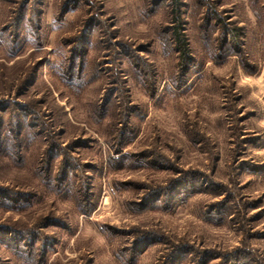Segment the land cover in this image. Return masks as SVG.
<instances>
[{
    "label": "rangeland",
    "instance_id": "rangeland-1",
    "mask_svg": "<svg viewBox=\"0 0 264 264\" xmlns=\"http://www.w3.org/2000/svg\"><path fill=\"white\" fill-rule=\"evenodd\" d=\"M0 264H264V0H0Z\"/></svg>",
    "mask_w": 264,
    "mask_h": 264
},
{
    "label": "trees",
    "instance_id": "trees-1",
    "mask_svg": "<svg viewBox=\"0 0 264 264\" xmlns=\"http://www.w3.org/2000/svg\"><path fill=\"white\" fill-rule=\"evenodd\" d=\"M174 37L176 39L178 49L182 52V54L185 55L186 51L188 50V46L185 40L183 39V36L179 33L178 30H176Z\"/></svg>",
    "mask_w": 264,
    "mask_h": 264
}]
</instances>
